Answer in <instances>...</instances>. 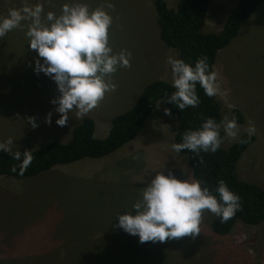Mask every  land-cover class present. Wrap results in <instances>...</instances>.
Segmentation results:
<instances>
[{
	"label": "rangeland",
	"instance_id": "obj_1",
	"mask_svg": "<svg viewBox=\"0 0 264 264\" xmlns=\"http://www.w3.org/2000/svg\"><path fill=\"white\" fill-rule=\"evenodd\" d=\"M152 1L0 0V18L6 17L10 9L26 4H43L44 14L51 11L57 16L64 4L86 3L90 11L104 7L113 19L109 46L114 53H131V67H120L110 77L117 85L115 91L107 92L84 117L72 112L67 124L58 126L55 121L59 115L50 103L59 95L57 86L48 76L34 71L38 57L27 45L30 22H22L21 27L0 38V142L11 138L12 151L21 154L49 141L66 143L83 118L95 122V138H105L114 117L129 110L147 84L155 80L172 84L167 59L178 55L159 39ZM165 1L169 7L177 2ZM237 1L210 0L202 32H220ZM108 3L113 8H107ZM214 71L223 119L232 109L240 110L244 116V122L238 124V136L225 137L222 146L227 148L247 134L248 122L252 121L255 139L236 163V169L241 180L261 184L264 2L231 43L217 52ZM165 109L159 100L140 132L111 155L68 167L55 166L28 179L0 177V264H263L264 227L237 222L231 234L215 238L209 228L214 214L209 211L208 217L203 213L198 235L164 242L140 243L137 236L117 226L119 215H135L133 204L157 172L167 175L171 171L177 179L193 181L186 174L183 156L172 150L177 124ZM50 112L52 123L48 124L45 119ZM29 118H34L37 127L28 123ZM221 133L224 136L223 129ZM256 243L258 251L253 250Z\"/></svg>",
	"mask_w": 264,
	"mask_h": 264
},
{
	"label": "clouds",
	"instance_id": "obj_2",
	"mask_svg": "<svg viewBox=\"0 0 264 264\" xmlns=\"http://www.w3.org/2000/svg\"><path fill=\"white\" fill-rule=\"evenodd\" d=\"M106 7L113 8V5L108 3ZM25 21L30 22L26 33L29 38L27 45L30 50H35L38 58H43L42 62L38 58L34 60V71L48 76L57 86L59 95L50 103L59 115L55 121L58 126H65L72 112L82 118L94 109L107 92L115 91L117 85L110 79L112 74L120 67H131L130 52L121 50L114 53L109 46V29L113 19L104 7L90 11L86 3L64 4L57 16L51 11L44 14L43 4H26L20 9H10L6 17L0 18V38L21 27ZM207 60L206 56L200 57L193 65L168 57L172 87L175 89L167 97L168 103L181 111L198 107L201 101L197 85L207 97L220 93L217 73L209 70ZM165 114H170L168 109H165ZM51 117L50 112L45 122L51 124ZM28 123L33 128L37 127L34 118H29ZM221 129L224 136H221ZM246 132L249 138L255 135L256 127L252 121L248 122ZM238 134L239 125L234 116L232 119L225 117L220 123L206 118L198 129L186 131L182 142L173 144L172 150L176 153L188 150L197 155L200 152L215 153L225 137L235 139ZM12 146L11 138L0 142V152H11L14 160H22L18 166L23 175L33 156L30 151L23 154L13 152ZM215 191L219 194V201L208 187L201 186L200 181L180 180L171 171L167 175L159 171L143 189L141 198L133 204L135 215L132 212L119 215L117 226L125 233L137 236L140 243L196 236L200 233L205 210L219 217L221 223H226L241 210L240 196L232 192L223 180L218 182Z\"/></svg>",
	"mask_w": 264,
	"mask_h": 264
},
{
	"label": "trees",
	"instance_id": "obj_3",
	"mask_svg": "<svg viewBox=\"0 0 264 264\" xmlns=\"http://www.w3.org/2000/svg\"><path fill=\"white\" fill-rule=\"evenodd\" d=\"M263 2L264 0H238L218 33L202 32L210 0H177L175 8L168 7L164 0H154L153 7L161 42L174 49L178 58L186 63L194 65L198 58L206 56L209 70L214 71L217 52L231 43L249 16ZM174 91L172 84L162 80L150 82L141 90L129 110L114 117L106 137L102 139L94 137L95 122L91 118H83L74 127L68 142L49 141L31 151L33 160L23 175L20 174L18 166L22 160H14L11 152H0L1 180L28 179L55 166H69L86 158L100 159L114 153L140 132L159 100L163 101L173 115L174 124H177L173 144L181 143L183 134L198 129L206 118H213L217 123L223 120L221 103L217 96L207 97L199 85L197 94L201 102L196 108L189 107L181 111L174 104L168 103L167 97ZM233 116L238 124L244 122L240 110L232 109L228 119ZM254 139V135L249 138L244 134L227 148L221 145L215 153L200 152L197 155L188 150L177 153L183 156L186 174L191 175L193 181H200L202 187H208L218 201L219 194L215 189L221 180L241 198V210L226 223H221L220 218L215 215L210 219L209 228L215 238L230 234L235 229L236 222L264 227L260 225L264 223V180H261V184L253 180L243 181L236 169V163ZM257 246L256 243L254 251L259 250Z\"/></svg>",
	"mask_w": 264,
	"mask_h": 264
}]
</instances>
